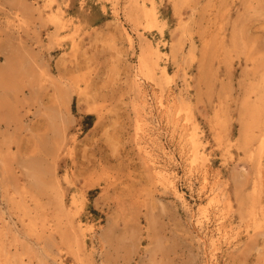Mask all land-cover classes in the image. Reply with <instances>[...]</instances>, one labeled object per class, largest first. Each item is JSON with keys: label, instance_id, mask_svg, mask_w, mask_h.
Wrapping results in <instances>:
<instances>
[{"label": "rangeland", "instance_id": "374dc122", "mask_svg": "<svg viewBox=\"0 0 264 264\" xmlns=\"http://www.w3.org/2000/svg\"><path fill=\"white\" fill-rule=\"evenodd\" d=\"M133 1L0 0L2 264H264V0Z\"/></svg>", "mask_w": 264, "mask_h": 264}, {"label": "bare ground", "instance_id": "6f19581e", "mask_svg": "<svg viewBox=\"0 0 264 264\" xmlns=\"http://www.w3.org/2000/svg\"><path fill=\"white\" fill-rule=\"evenodd\" d=\"M133 1V0H132ZM147 1V0H146ZM134 2V1H133ZM139 2V1H138ZM137 3V2H136ZM141 3V2H140ZM139 4V3H138ZM137 4V5H138ZM135 5V4H134ZM141 5V4H140ZM139 5V6H140ZM137 7V6H136ZM138 8V7H137ZM141 9V7L139 8V10ZM137 10V9H136ZM138 10V11H139ZM137 11V12H138ZM142 11V10H141ZM156 12V11H155ZM138 18H140V17H138ZM143 18V17H142ZM148 20V19H147ZM153 20V19H152ZM150 21V20H149ZM152 22V21H151ZM133 37V36H132ZM133 39V38H132ZM132 41V40H131ZM133 42V41H132ZM153 48H154V51H153V53H154V57H153V60L151 61V64H147V61H146V59L145 58H142V61H140L141 63H139L140 64V69L141 70H146L150 75H157V74H159V75H162V76H165V75H167V69H166V67H165V65H163L162 63H161V61H160V58H161V54H162V50H161V48H160V46L159 45H155V46H153ZM145 49V48H144ZM143 50V49H142ZM149 50V49H148ZM144 51H146V49L144 50ZM12 63V62H11ZM14 65V64H13ZM12 65V66H13ZM10 66V65H9ZM11 67V66H10ZM14 67V66H13ZM139 73V72H138ZM140 74H138V76H139ZM138 76H137V78H138ZM7 77V76H6ZM10 77V76H9ZM167 77V76H166ZM36 78V77H35ZM146 77H144L143 79H145ZM11 79V78H10ZM37 79V78H36ZM141 79V78H140ZM13 79H11L10 81H12ZM148 80V79H147ZM9 81V82H10ZM137 81V80H136ZM6 82H7V80H6ZM6 82L4 83V84H6ZM11 84V83H10ZM14 84V83H13ZM15 88V87H14ZM19 88V87H18ZM18 90H20V89H17V91ZM17 91H16V93H17ZM168 105V104H167ZM167 112V111H166ZM184 127V126H183ZM62 131V130H61ZM60 131H58V133H59ZM60 134V133H59ZM188 135V134H187ZM64 137V136H63ZM66 138V137H65ZM60 139H61V137H60ZM61 141V140H60ZM59 141V142H60ZM191 141H192V143H193V146H195L196 145V140H194L192 137H191ZM148 153V152H147ZM150 155V154H149ZM152 156V155H151ZM150 157V156H149ZM151 161H153V160H151ZM155 161V160H154ZM194 163V162H193ZM154 167V166H153ZM163 167V166H162ZM157 169V168H156ZM163 170V169H162ZM162 170H156V172H157V174H159L160 175V177L158 176V178L157 179H161V175H164V173H163V171ZM169 174H171V173H169ZM18 175V174H17ZM29 175V174H28ZM36 175V174H35ZM156 175V174H155ZM19 176V175H18ZM20 176H22V175H20ZM43 176V175H42ZM45 176V175H44ZM56 176H57V174H56ZM171 176V175H170ZM32 178H33V176H32ZM35 178V177H34ZM40 178H41V176H40ZM57 178H59V176H57ZM167 178H168V175H167ZM206 178V177H205ZM38 179H39V177H38ZM51 179V178H50ZM17 180V179H16ZM22 180V179H21ZM56 180V179H55ZM163 180H165V179H163ZM163 180H161V181H163ZM18 181L19 180H17V183H18ZM48 181V180H47ZM33 182V181H32ZM42 182H43V180H42ZM50 182V181H49ZM38 183V182H37ZM169 183L170 184H168V185H171L172 187H173V190H175V192L177 193V195L180 197V198H183V195H182V193H179V191L177 190V188H176V186H175V182H173V180L171 179V180H169ZM41 184V183H40ZM20 185V184H19ZM26 185H23L22 186V194L25 192V190H26ZM29 187V186H28ZM47 187V186H46ZM52 188V187H51ZM16 189V188H15ZM41 189V188H40ZM63 189V188H62ZM44 190H46V189H44ZM31 191V193H30V195H32V190H30ZM208 192V191H207ZM61 193H62V191H61ZM65 193V192H64ZM37 194V193H36ZM63 194V193H62ZM212 194H215L214 192L212 193ZM27 195H29V194H27ZM30 195L28 196V197H30ZM38 195V194H37ZM56 195H57V193H56ZM18 196V195H17ZM60 196V195H59ZM212 196H214V195H212ZM25 197V196H24ZM38 197H40V196H38ZM22 198V197H21ZM34 198V197H33ZM35 198H36V196H35ZM185 198V197H184ZM211 198V197H210ZM214 198V197H213ZM208 199V198H207ZM29 200H30V198H29ZM34 200V199H33ZM60 200H61V198H60ZM212 200V199H211ZM19 201V200H18ZM186 201V200H185ZM54 202V201H53ZM210 202V201H209ZM61 203H62V200H61ZM60 202L58 203V206L60 207L61 204ZM77 203H79V202H77ZM186 203V202H185ZM55 204V203H54ZM201 204V203H200ZM207 204V203H206ZM37 205H39V204H37ZM57 205V204H56ZM65 205V204H64ZM22 206V205H21ZM40 206V205H39ZM41 207V206H40ZM58 207V208H59ZM189 207V206H188ZM67 208H68V206H67ZM62 209H63V207L61 206V208H60V210L62 211ZM191 209V208H190ZM205 209V208H204ZM71 210H73V209H71ZM70 210V211H71ZM57 215V214H56ZM62 215L63 214H60V218L62 217ZM68 217V216H67ZM57 218V217H56ZM70 218V217H69ZM58 219V218H57ZM77 219V218H76ZM72 220V219H71ZM77 221V220H76ZM62 222V221H61ZM202 220H198V223L202 226ZM204 222V221H203ZM64 223V222H63ZM74 223H75V221H74ZM82 224V223H81ZM69 225V224H68ZM67 226V225H66ZM70 226V225H69ZM82 226V225H81ZM203 227V226H202ZM205 228V227H204ZM203 228V229H204ZM206 234V233H205ZM3 237V236H2ZM208 239V238H207ZM218 239L217 238H215L214 236H211L210 237V245H212L213 247L214 246H216L217 245V241ZM202 242V241H201ZM203 242H204V240H203ZM206 243V242H205ZM201 245H202V243H201ZM209 245V247H211ZM218 246V245H217ZM216 246V247H217ZM202 247H203V245H202ZM0 248H1V246H0ZM210 250L212 249V248H209ZM4 249H2V251H3ZM7 251V250H6ZM209 251V250H208ZM1 252V251H0ZM73 253H74V251H73ZM210 254H212V253H210ZM213 254H215V252L213 253ZM7 255L9 256V254L7 253ZM7 255H6V257H7ZM3 256H5V255H3ZM11 256V255H10ZM9 256V257H10ZM208 256H209V253H208ZM216 255H213V257L216 259V257H215ZM3 258V257H2ZM5 258V257H4ZM211 258V257H210ZM215 259H213V260H215ZM212 260V259H211ZM212 260V261H213ZM2 261H3V259H2ZM5 261V260H4ZM2 262V263H5V262ZM209 261V260H208ZM217 261V260H216ZM215 261V262H216ZM1 263V261H0V264H2ZM213 263V262H212ZM218 263V262H217ZM216 263V264H217ZM9 264V263H8ZM11 264V263H10ZM16 264V263H15Z\"/></svg>", "mask_w": 264, "mask_h": 264}]
</instances>
